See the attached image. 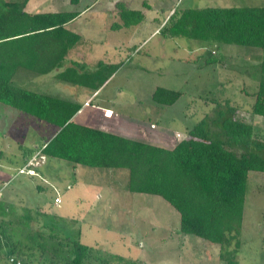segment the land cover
<instances>
[{"label":"rangeland","instance_id":"1","mask_svg":"<svg viewBox=\"0 0 264 264\" xmlns=\"http://www.w3.org/2000/svg\"><path fill=\"white\" fill-rule=\"evenodd\" d=\"M117 2L143 11L144 20L135 27L113 30V24L122 23L115 9ZM88 5L91 7L86 9ZM262 5L264 0H80L71 9L82 12L81 17L69 29L82 34L84 43L77 51L84 57H73L89 69L98 60L122 63L119 70L92 95L58 83L52 75L25 77L27 74L17 81L23 88L84 105L76 114L80 124L97 125L107 119L112 132L128 126L134 140L167 149L184 139L197 121L212 116L217 103L227 100L238 109L236 119L252 125L255 137L264 142V118L251 112L258 84L256 70L264 52L220 45L223 62L201 67L216 45L164 39L159 34L174 10ZM69 7V0H30L25 10L50 12ZM157 87L178 91L181 96L172 106H158L151 100ZM106 107L112 112H105ZM113 117L116 122L112 125L109 120ZM130 119L137 123L127 124ZM56 131L51 124L0 104V206L4 208L0 220L13 221L24 208L31 209L35 217L27 234L17 225L11 226L9 233L15 239L30 245L35 234L47 237L52 220L42 215L48 213L47 217H59L55 234L64 237L79 229L82 244L106 252L112 256V264H225L218 258L219 246L179 233V215L162 198L129 193L127 170L74 168L71 163L38 154L24 163L20 146L33 153ZM248 177L237 261L264 264V173L250 172ZM55 198L60 200L58 205ZM2 244L0 264H11L1 258L8 250ZM38 255L36 250L33 264H41Z\"/></svg>","mask_w":264,"mask_h":264},{"label":"trees","instance_id":"2","mask_svg":"<svg viewBox=\"0 0 264 264\" xmlns=\"http://www.w3.org/2000/svg\"><path fill=\"white\" fill-rule=\"evenodd\" d=\"M28 1L0 0V104L51 124L57 131L33 153L20 146L24 163L38 154L71 163L74 168L127 170L129 193L162 198L179 215V233L219 246L220 261L238 264L248 174L264 173V142L255 137L253 126L237 120L238 109L227 100L217 103L212 116L197 121L172 149L77 123L74 117L81 104L23 88L17 80L22 79V72L47 76L63 67L68 51L82 39L65 29L81 14L71 9L80 0H69L70 7L57 13L34 14L25 11ZM115 9L122 23L113 24V30L135 27L145 17L143 11L130 9L123 2H117ZM168 21L159 30L164 39L184 38L216 45L201 61V67L223 62L220 45L264 52V5L180 9L174 10ZM121 64L98 60L89 69L84 63L71 62L53 79L92 95L106 85ZM256 71L258 84L251 112L264 118V58ZM180 96L178 91L157 87L151 100L169 107ZM1 208L0 217H4ZM46 214L42 216L52 220V231L47 237L33 235L30 245L15 239L9 230L17 225L28 232L35 220L31 209L24 208L13 221L0 220V252L2 242L8 249L1 258L11 264L19 263L18 259H22L21 264H33L38 250L41 264H112V256L82 244L79 229L64 237L55 234L59 217ZM40 238L46 239L39 242Z\"/></svg>","mask_w":264,"mask_h":264},{"label":"crops","instance_id":"3","mask_svg":"<svg viewBox=\"0 0 264 264\" xmlns=\"http://www.w3.org/2000/svg\"><path fill=\"white\" fill-rule=\"evenodd\" d=\"M30 1V0H29ZM29 1H28V3H29ZM27 3V4H28ZM27 4H26V6H27ZM53 4V3H52ZM93 5V4H92ZM91 7V6H90ZM26 8V7H25ZM26 11V10H25ZM47 12H49V11H47ZM57 12H59V11H56V10H54V9H52L51 11H50V13H57ZM27 13H44V12H39V10H34V11H32V12H27ZM46 13V12H45ZM81 14H82V12H81ZM80 14V15H81ZM78 16V18L79 17H81V16ZM77 19V18H76ZM76 19H74L73 21H71V22H69L68 24H66L65 25V29H67V30H69V31H71V32H73V33H76V32H74L72 29H69V27L76 21ZM76 34H79V33H76ZM80 36H82V34H79ZM82 41V42H81ZM80 41V43L77 45V46H75L74 48H72V49H70L69 51H68V54H67V56H66V59L64 60V63H63V67L62 68H60V69H56V70H54V71H52L49 75H47V76H51L52 75V78L57 74V73H60L61 71H63L66 67H69L70 66V63L71 62H77V63H81L80 62V60H76L75 58H78V59H81V57H84L83 55H82V51L80 52V51H77V50H79V47H81L82 45H83V40H81ZM146 41V40H145ZM145 43V42H144ZM140 46H138V48H139ZM75 58H74V57ZM67 57H68V60L70 61H67ZM83 59V58H82ZM87 67H88V65L87 64H85ZM89 68V67H88ZM22 75H21V77H22V79L24 78L23 76H25L24 75V73L22 72L21 73ZM30 76H32V75H27V76H25V77H30ZM33 77V76H32ZM98 93H99V91H98ZM80 104V103H79ZM81 109H85V107H84V105H82V108ZM104 111L106 112V111H111L112 112V110H111V108H108V107H106V108H104ZM103 111V112H104ZM109 113V112H108ZM100 114V113H99ZM113 115H114V113H112ZM117 117V116H116ZM78 118V116L76 115L75 117H74V120H76ZM107 118V117H106ZM115 117H113L112 119H110L109 120V122H110V124H115V122H116V120L114 119ZM104 121L105 122H100L99 121V123L97 124V125H86V126H89V127H92V128H96V129H100V130H103V131H106V132H111V133H113V134H116V135H119V136H123V137H125V138H128V139H133V138H131V135H130V131H128L127 130V128H128V126H125L124 127V129H120V130H117V133L116 132H112L110 129H109V125H107L106 123H107V119H104ZM135 122V123H137L136 122V120L135 119H130L129 121H127V124H129L130 122ZM131 122V123H132ZM78 123V122H77ZM135 123H132V124H135ZM80 124V123H79ZM145 124V123H144ZM82 125H84V124H82ZM95 126H97V127H95ZM134 126V125H133ZM114 128H115V126H114ZM117 128H119V127H117ZM133 128V127H132ZM147 130H148V128H147ZM132 132H134V131H132ZM143 133V132H142ZM156 146V145H155ZM160 147V146H159ZM173 148V147H172ZM171 148V149H172Z\"/></svg>","mask_w":264,"mask_h":264},{"label":"built area","instance_id":"4","mask_svg":"<svg viewBox=\"0 0 264 264\" xmlns=\"http://www.w3.org/2000/svg\"><path fill=\"white\" fill-rule=\"evenodd\" d=\"M106 117H107V115H105ZM60 203V200H59V198H55L54 199V204L55 205H58ZM17 264H19V263H17Z\"/></svg>","mask_w":264,"mask_h":264}]
</instances>
